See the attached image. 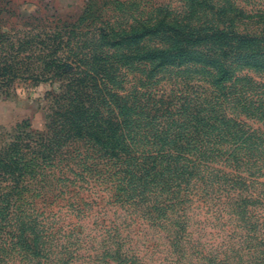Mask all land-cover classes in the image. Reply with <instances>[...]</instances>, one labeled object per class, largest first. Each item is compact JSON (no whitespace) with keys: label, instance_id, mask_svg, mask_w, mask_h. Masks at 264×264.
Here are the masks:
<instances>
[{"label":"trees","instance_id":"1","mask_svg":"<svg viewBox=\"0 0 264 264\" xmlns=\"http://www.w3.org/2000/svg\"><path fill=\"white\" fill-rule=\"evenodd\" d=\"M13 1L0 91L59 92L0 141V264H264V0L133 11L79 50Z\"/></svg>","mask_w":264,"mask_h":264},{"label":"rangeland","instance_id":"2","mask_svg":"<svg viewBox=\"0 0 264 264\" xmlns=\"http://www.w3.org/2000/svg\"><path fill=\"white\" fill-rule=\"evenodd\" d=\"M104 1L14 0L15 18L11 21L14 23L15 29H20L23 26L22 22L19 23V20L34 25L35 22H33L32 17L37 18L36 23L46 27L45 30H48L49 27L56 28L62 25L78 27V30L74 28L71 34L66 35V38L61 39V36L58 38L62 45L67 40L73 49H78L80 48V45H77L78 42L85 45L90 44V39L91 44L96 43L98 45L104 42L99 34L94 33L95 35H91L89 33L94 32V30L98 32L103 27L100 23L104 20L114 21L120 15L127 18V15H130L133 11L141 15H147L156 7H159L163 13L166 11L177 12L184 4L183 0H118L117 4L115 2L117 0H107V7L104 8ZM121 3H124L123 10H115L119 8ZM115 27L118 30V25ZM10 29L7 27L6 31H10ZM98 33L103 35V32ZM162 41V37H153L136 47H159L162 45ZM131 49H134V47ZM63 55L64 53L60 50L55 57L62 59ZM129 79H132V76H129ZM124 86L128 87L129 85L125 84ZM58 92L59 83L54 78L39 84L17 81L8 92L0 91V141L6 134L11 133L17 125L22 123H27L34 131H43L50 105V96Z\"/></svg>","mask_w":264,"mask_h":264}]
</instances>
